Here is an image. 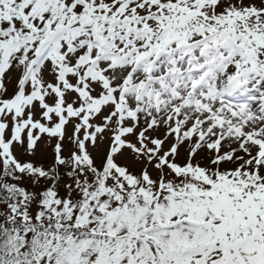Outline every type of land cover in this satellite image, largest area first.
<instances>
[{"label":"snow or ice","instance_id":"snow-or-ice-1","mask_svg":"<svg viewBox=\"0 0 264 264\" xmlns=\"http://www.w3.org/2000/svg\"><path fill=\"white\" fill-rule=\"evenodd\" d=\"M0 264H264V0H0Z\"/></svg>","mask_w":264,"mask_h":264}]
</instances>
